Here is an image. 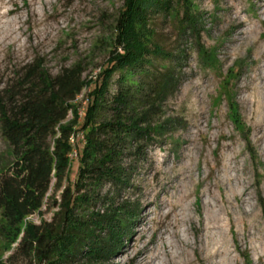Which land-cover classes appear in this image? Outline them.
Here are the masks:
<instances>
[{
    "label": "rangeland",
    "instance_id": "obj_1",
    "mask_svg": "<svg viewBox=\"0 0 264 264\" xmlns=\"http://www.w3.org/2000/svg\"><path fill=\"white\" fill-rule=\"evenodd\" d=\"M122 5L0 0V110L11 109L32 68L54 75L79 62L83 77L94 79L108 58ZM189 8L198 20L195 31L182 29L181 5L151 16L154 40L179 56L183 78L161 117L178 123L136 164L128 191L136 214L115 253L92 264H133L136 246L158 244L174 215L183 240L181 263L264 264V0H190ZM164 62L155 57L153 68ZM88 92L83 88L76 98L80 117ZM73 137L64 185L75 179L83 140L82 132ZM10 152L0 123V169L11 163ZM53 182L42 207L25 221L54 220L61 190ZM6 246L0 237V260L7 264H46L33 252L16 251L17 242Z\"/></svg>",
    "mask_w": 264,
    "mask_h": 264
},
{
    "label": "trees",
    "instance_id": "obj_2",
    "mask_svg": "<svg viewBox=\"0 0 264 264\" xmlns=\"http://www.w3.org/2000/svg\"><path fill=\"white\" fill-rule=\"evenodd\" d=\"M189 4L123 0L108 58L94 79L83 77L79 62L54 75L43 67L30 69L11 109L0 110L1 133L12 157L0 169V237L7 248L17 242L16 251L33 252L46 264H92L115 253L136 214L128 195L136 164L149 144L178 123L161 117L163 103L183 78L176 68L179 56L154 40L150 19L181 5L182 29L195 31L198 20ZM155 57L165 61L161 68H153ZM83 88H89V97L80 117L76 98ZM78 132L83 140L76 176L64 185L71 168L70 137ZM52 182L55 191L61 190L54 220L25 221L42 207Z\"/></svg>",
    "mask_w": 264,
    "mask_h": 264
},
{
    "label": "bare ground",
    "instance_id": "obj_3",
    "mask_svg": "<svg viewBox=\"0 0 264 264\" xmlns=\"http://www.w3.org/2000/svg\"><path fill=\"white\" fill-rule=\"evenodd\" d=\"M171 210L165 214V217L170 214ZM177 228V215H174V220L167 223L163 231L164 234L162 236L160 235L158 244H153L151 241V248L145 242L141 247L136 246L133 255V264H190L191 260H186L182 263L178 260L181 258L183 240ZM197 230L201 231L202 228H197ZM192 250L198 253V249L194 246Z\"/></svg>",
    "mask_w": 264,
    "mask_h": 264
},
{
    "label": "built area",
    "instance_id": "obj_4",
    "mask_svg": "<svg viewBox=\"0 0 264 264\" xmlns=\"http://www.w3.org/2000/svg\"><path fill=\"white\" fill-rule=\"evenodd\" d=\"M82 138H83V136H82ZM74 137H73V134L71 135V137H70V141L72 142V144H73V148H74V146H75V143H74ZM77 140L78 139H76V142H77ZM75 154V153H74Z\"/></svg>",
    "mask_w": 264,
    "mask_h": 264
}]
</instances>
